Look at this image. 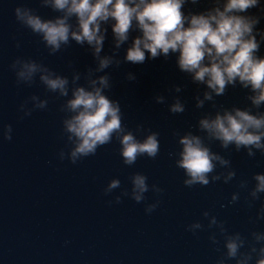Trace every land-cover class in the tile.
Instances as JSON below:
<instances>
[{"label":"water","instance_id":"obj_1","mask_svg":"<svg viewBox=\"0 0 264 264\" xmlns=\"http://www.w3.org/2000/svg\"><path fill=\"white\" fill-rule=\"evenodd\" d=\"M225 3L188 0L182 10L186 16L206 14L217 7L223 10ZM17 7L33 9L45 20L62 15L42 7L40 0H0V264H238L241 255L235 260L227 258L226 237L239 232L246 238L241 253L254 241L252 232L264 237V219L256 220L264 193L251 207L248 195L256 183L252 176L264 174V155L256 152L248 157L245 150L236 152L234 146L222 149L218 141L207 140V134L199 131L198 121L214 119L217 113L232 108L261 114L264 104L253 107L248 97L254 93L243 89L239 81L224 95L212 93V100H204V93L211 90L206 83H194L191 74L178 70V53L149 58L142 65L123 63L127 49L141 33L134 24L128 41L117 49L112 20L101 24L105 39L100 56H112L122 63L119 68L113 65L89 77L88 69L98 66L94 49L70 39L69 45L49 55L51 50L41 43V37L17 22ZM262 9L264 0H260V7L242 15L260 17L253 35L260 43L256 54L264 58ZM69 23L72 31L78 29L74 17ZM30 60L67 77L70 90L76 86L89 88L90 79L109 74L112 88L105 94L119 101L128 129L135 134L137 125L143 126L145 132L137 133L138 139L142 140L149 130L159 133V155L154 160L141 157L133 166H126L119 155L120 145L113 138L95 156L72 164L69 154L74 142L63 131L66 114L59 110L65 98L46 91L40 81L47 74L43 71L35 74L31 86L16 83V72ZM204 63L208 64L207 58ZM129 72L136 75L135 81L126 79ZM76 73L81 78L78 84H72ZM33 96L38 100L33 101ZM157 97H163L164 102L157 103ZM197 98L204 100L202 108L196 107ZM177 99L185 106L182 114L169 112ZM44 100L48 101L46 109H35V104ZM7 125L12 127L10 141L3 138ZM189 131L205 137L213 152L231 161V168L217 164V173L226 175L234 170L232 181L225 184L222 176L221 181L206 187L184 186L183 170L175 167L178 157L169 154L180 151L178 139ZM136 173L148 177L150 188L139 204L131 198V177ZM114 179L120 181V187L105 195ZM245 180L247 190L240 189L239 183ZM153 184L163 193H154ZM234 193H239V199L230 203ZM117 197L120 203L115 202ZM157 201L155 211L146 214V206ZM204 212L209 213L208 218ZM213 216L217 225L209 228ZM196 222L203 229H193L194 235L186 229ZM220 222H224L225 233H221ZM255 246H264V239ZM250 264H255V257Z\"/></svg>","mask_w":264,"mask_h":264},{"label":"clouds","instance_id":"obj_2","mask_svg":"<svg viewBox=\"0 0 264 264\" xmlns=\"http://www.w3.org/2000/svg\"><path fill=\"white\" fill-rule=\"evenodd\" d=\"M42 7L50 8L60 13L54 19H42L33 9L17 7L14 10L17 22L30 29L34 35L41 37V43L55 55L62 46L69 45L70 39L78 45L85 43L93 51V57L98 66L88 69L87 76L95 72H104L115 65L119 68L121 61L112 56L101 57L105 36L101 31V24L109 20L114 21L111 31L115 37V47L119 49L129 39L133 25L141 33L136 37L131 47L126 51L123 63L142 65L151 58L156 60L161 56L168 57L177 54L178 70L192 75L194 83H206L210 92L204 93V100H212V93L222 96L229 86L235 87L237 81L243 89H250L253 96H249L253 107L259 108L264 104V58L256 53L260 43L253 35L254 28L259 24L260 17L242 15L247 10L260 7V0H226L223 10L214 8L206 14H190L186 16L184 5L188 0H40ZM196 3V0H191ZM264 10V9H262ZM75 18L78 29L72 31L69 23ZM106 31V30H105ZM264 40V34H261ZM150 54V55H146ZM208 60L206 65L204 62ZM16 63H20L17 61ZM15 67V65H13ZM38 71L47 73L40 77L41 83L47 92L58 94V98H65L60 106V112L65 113L62 127L67 139L74 142L70 151L69 161L76 164L78 161L95 156L97 150L111 144L115 138L119 145V155L126 166H133L141 157L155 159L160 152L159 133L148 131L142 140L137 133H144L142 125H137L135 134L123 123V113L119 101L110 99L106 91L112 88L109 74L89 80V88L76 86L69 88L67 77L58 75L48 67L38 65L35 61L22 64L21 70L16 72V83L21 82L31 86ZM80 74L72 77V84H78ZM128 81H135L136 75L129 72ZM99 85V86H97ZM176 91H180L176 88ZM69 93L70 98H69ZM33 101L38 97H31ZM204 100L197 98V108L204 106ZM157 103H163V97L156 98ZM47 100L35 104V109H46ZM172 114H182L185 106L177 99L170 107ZM31 115V112L26 113ZM199 131L206 133L209 141H218L220 147L228 150L234 146L236 152L245 150L248 157H254L256 152L264 155V113L254 115L250 110L232 108L223 114L217 113L214 119L202 118L198 121ZM5 140L12 139L11 125L5 126ZM179 136V133H174ZM180 151L170 153L175 159V167L183 170L185 187L196 185L206 187L210 183L221 181L227 184L236 177V172L230 170L225 175L217 173V164L223 168H231V161L212 151L205 143V137L194 135L191 131L178 139ZM63 157V154H62ZM148 177L136 173L131 177L132 200L136 203L145 201V193L150 188ZM255 186L249 191V206L260 199L264 193V174L252 176ZM120 181L112 180L105 195L111 190L119 188ZM240 189L247 190L248 181L239 183ZM151 190L162 194L163 189L153 184ZM127 195V193H124ZM239 193H234L230 203H236ZM120 203V197L116 198ZM111 203V202H109ZM159 201L148 204L146 214H151L158 207ZM205 218L209 217L204 212ZM264 219V203H262L256 220ZM250 222H253L250 218ZM217 225L216 217H212L208 227ZM221 233L227 229L224 222L219 224ZM193 229H203L201 223L196 222L187 227V231L195 235ZM254 241L249 243L247 251L241 253L245 247L246 238L239 232L234 236L226 237L227 258L236 259L238 254L242 259L238 264H250L255 257V264H264V246L257 248L264 237L252 232ZM210 239H213L210 237ZM213 242H215L213 240Z\"/></svg>","mask_w":264,"mask_h":264}]
</instances>
